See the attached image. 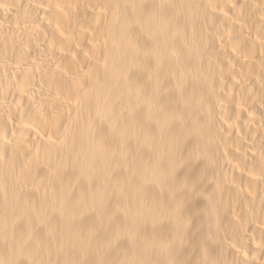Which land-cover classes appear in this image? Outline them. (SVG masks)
<instances>
[{"label":"bare ground","instance_id":"bare-ground-1","mask_svg":"<svg viewBox=\"0 0 264 264\" xmlns=\"http://www.w3.org/2000/svg\"><path fill=\"white\" fill-rule=\"evenodd\" d=\"M0 264H264V0H0Z\"/></svg>","mask_w":264,"mask_h":264}]
</instances>
